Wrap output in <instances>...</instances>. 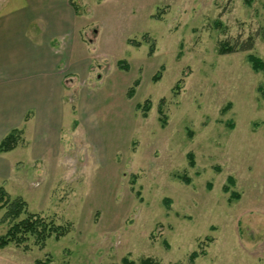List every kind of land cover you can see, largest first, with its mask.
<instances>
[{"label": "rangeland", "instance_id": "374dc122", "mask_svg": "<svg viewBox=\"0 0 264 264\" xmlns=\"http://www.w3.org/2000/svg\"><path fill=\"white\" fill-rule=\"evenodd\" d=\"M74 3L92 66L67 92L62 144L0 153V187L67 233L0 264H264V70L247 60L264 63V0Z\"/></svg>", "mask_w": 264, "mask_h": 264}, {"label": "crops", "instance_id": "0c3cea01", "mask_svg": "<svg viewBox=\"0 0 264 264\" xmlns=\"http://www.w3.org/2000/svg\"><path fill=\"white\" fill-rule=\"evenodd\" d=\"M79 17L74 0H1L0 141L22 128L28 144L5 154L29 151L34 162L62 144L67 92L91 74ZM85 98L77 104L78 122ZM11 168L0 164V177Z\"/></svg>", "mask_w": 264, "mask_h": 264}, {"label": "trees", "instance_id": "16d2710c", "mask_svg": "<svg viewBox=\"0 0 264 264\" xmlns=\"http://www.w3.org/2000/svg\"><path fill=\"white\" fill-rule=\"evenodd\" d=\"M236 46L237 45H225V43L221 44L218 53L220 55H224L236 52L235 50H238L239 52L248 51L253 46V40L249 39L246 44L238 46V49H236ZM247 60L251 63L253 70H264V63H262L258 58L249 55L247 56ZM21 135L22 131L19 129L9 132L0 141V153H7L15 149L21 140ZM188 158L192 164V156L189 155ZM184 182L188 183L186 180H184ZM230 182L232 181L230 180ZM1 210H4L3 220H7L9 222V226L6 233L0 237V249L12 244L15 247L22 246L23 249L26 250L28 248L27 243L29 241H32L34 246L43 248L49 238L59 240L67 233V230H65L64 227L55 225L53 221L42 218L38 214L27 213L26 204L22 199H11L9 195L0 187V211ZM195 257H197L195 253L191 254V260ZM122 264L158 263L151 258H143L138 263L123 259Z\"/></svg>", "mask_w": 264, "mask_h": 264}]
</instances>
